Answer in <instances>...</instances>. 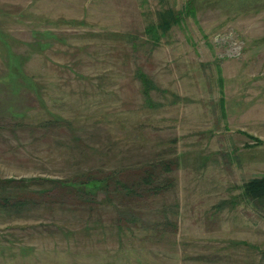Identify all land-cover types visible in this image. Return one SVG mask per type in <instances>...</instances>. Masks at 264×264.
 <instances>
[{"label": "rangeland", "instance_id": "obj_1", "mask_svg": "<svg viewBox=\"0 0 264 264\" xmlns=\"http://www.w3.org/2000/svg\"><path fill=\"white\" fill-rule=\"evenodd\" d=\"M170 149L149 205L63 188ZM262 177L264 0H0V180L34 203L0 264H264Z\"/></svg>", "mask_w": 264, "mask_h": 264}, {"label": "trees", "instance_id": "obj_2", "mask_svg": "<svg viewBox=\"0 0 264 264\" xmlns=\"http://www.w3.org/2000/svg\"><path fill=\"white\" fill-rule=\"evenodd\" d=\"M163 16L158 26H152V29L147 31L149 35H156L159 30L165 34L170 26L169 21L173 19L174 22H177L174 11H169L166 16ZM154 39V42H159L160 38L156 36ZM139 75L146 91L145 94L152 91L163 94L168 92L158 89L155 83L145 74L140 73ZM173 97L175 98L174 94ZM178 159L176 151L170 149L169 153L159 156L157 160H140L135 166L123 164L119 171L86 181L64 184L63 188L68 189L70 194H74V192L76 195L79 194L77 196L84 195V193L97 196L98 193L102 192L107 197L106 201L108 203L111 201L113 204L117 196L121 205H149V200L153 197L164 196L170 193V190L175 189L174 179L170 175L179 166ZM12 183H14L13 180H0V192L4 193L0 208L6 213H10L13 211L21 212L22 210L24 212L25 209L34 207V203L30 199L11 193ZM243 194L244 197L255 201L264 199V177L255 178L245 183Z\"/></svg>", "mask_w": 264, "mask_h": 264}]
</instances>
